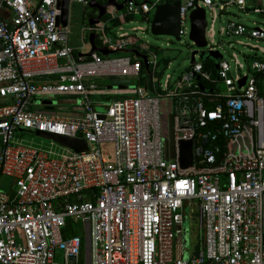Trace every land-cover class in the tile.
<instances>
[{
    "label": "built area",
    "instance_id": "built-area-1",
    "mask_svg": "<svg viewBox=\"0 0 264 264\" xmlns=\"http://www.w3.org/2000/svg\"><path fill=\"white\" fill-rule=\"evenodd\" d=\"M58 1L0 0V175L13 179L0 189V264H264V58L255 55L241 73L233 54L232 75L215 39L264 40V29L229 18L214 28L225 8L247 13V0H180V37L190 34L192 10L209 14L205 46L182 76L163 81L161 60L135 34L145 29L122 24L152 21L158 5L175 0L122 1L86 22L80 47L70 43L69 23H57ZM253 11L264 15V0ZM90 34L108 54H87ZM201 51L221 57L215 64ZM107 79L135 81L134 96L97 109L94 97L109 91L98 82ZM49 93L78 100L57 111L39 102ZM17 130L81 138L87 149L51 156L15 141ZM180 140H191L187 168ZM185 217L196 255H184Z\"/></svg>",
    "mask_w": 264,
    "mask_h": 264
},
{
    "label": "rangeland",
    "instance_id": "rangeland-1",
    "mask_svg": "<svg viewBox=\"0 0 264 264\" xmlns=\"http://www.w3.org/2000/svg\"><path fill=\"white\" fill-rule=\"evenodd\" d=\"M121 3L123 0H116ZM257 7V2H247V10L245 11L236 8L235 6L225 8V11L220 13V18L215 24L214 28L216 32L219 29L220 25H226L227 19H233L238 22H242L251 28H263L264 29V15L254 12V8ZM115 10V7L108 6L107 12L112 13ZM91 8L85 7L82 4L77 2H73L70 4L69 15H68V23L70 29V43L75 47H80L82 42H87L86 35L87 33H83V37L81 36V29L85 26L87 22L89 14H91ZM152 16V13L150 14ZM207 19H210L209 14L206 15ZM150 21H146L141 17H137L132 19L131 21L123 22L122 26L126 30H131L134 27H142L144 31H136L135 34L142 40V44L145 45V53L149 56L155 54L158 59L161 60V68L162 75L161 80L163 81L166 74L172 76V79L179 78L182 74L190 67L191 56L194 51L202 49L198 47L195 42L189 38L188 35H182L180 39H176L173 35L169 34H161V35H153L150 31ZM189 25V24H188ZM217 47L220 50L223 58L229 62L231 66L232 75H234V58L233 54H236L237 58L241 63H243L244 68L241 69L242 72H246L247 66H249L250 61L256 55L259 58H264V53H262L258 48H253L252 45H256L264 48V40H255L254 38H249L246 36H223L220 39L223 41L219 43L218 35L216 36ZM87 44L85 46V50L87 49ZM199 58V56H198ZM197 58V59H198ZM163 59L168 60V65L165 66L163 63ZM108 83V79L105 84ZM134 83V82H132ZM135 84V83H134ZM109 87V84L107 85ZM118 97H131L129 95H120ZM98 98L100 96H95V103L98 102ZM77 97H73L70 95H60V94H43L39 99V102L44 107L53 108L54 110L65 109L69 102H73L76 104ZM108 102H105V105ZM104 106L97 105V109H103ZM14 140L31 147H35L37 149L54 153L51 156H59L61 154L68 153V150L65 146L60 145L56 141L38 136L35 132L30 131H20L14 133ZM13 183V179L7 175H0V189L2 190H10L11 185ZM183 230L187 233V243L185 246L184 255H196L198 245L196 243V239L191 238L190 236V227L188 218L185 217L183 222ZM83 246H82V254L81 258L87 257L88 249H89V239L87 236L82 234Z\"/></svg>",
    "mask_w": 264,
    "mask_h": 264
},
{
    "label": "water",
    "instance_id": "water-1",
    "mask_svg": "<svg viewBox=\"0 0 264 264\" xmlns=\"http://www.w3.org/2000/svg\"><path fill=\"white\" fill-rule=\"evenodd\" d=\"M128 0H123V2ZM122 3H117L115 0H107L106 3L99 4L95 0H92L89 4V8L95 9L97 11V16L94 18H88L87 22L89 24L98 23L100 17L106 13V8L108 6H114L116 9L120 10L123 6ZM58 7L60 9V15L58 16L57 23H61L63 26L67 25L68 15H69V7L68 0H59ZM179 13H180V0H175L173 3H164L160 4L156 7L154 12L151 24L150 31L153 35H161V34H169L173 35L177 40L180 39L179 36ZM190 24L191 30L189 34V38H191L198 47L205 46V27H206V16L205 10L203 8H195L190 13ZM96 34L89 35V42L91 44V50L87 53L91 55L92 53L98 51L103 55L109 53V51L104 47H97L94 43V39L96 38ZM136 55H140L135 49H131ZM201 57L203 59L211 58L215 64H217L221 55L218 51H201ZM144 59V63L146 64L145 56H142ZM193 61V57L191 58ZM38 80H52L56 79L53 77H44L37 78ZM246 77L244 76L239 81V86H242L245 82ZM129 79H115L109 80L108 83L113 86H118L120 88L125 87H134V85L129 84ZM38 136L46 137L52 139L59 143L62 146L73 149L76 152L85 151L87 149L86 141L81 138H73L43 131H36ZM192 160V148H191V140H180L179 141V163L182 168H187L190 166ZM185 236V235H184ZM70 259L74 260V257Z\"/></svg>",
    "mask_w": 264,
    "mask_h": 264
},
{
    "label": "crops",
    "instance_id": "crops-1",
    "mask_svg": "<svg viewBox=\"0 0 264 264\" xmlns=\"http://www.w3.org/2000/svg\"><path fill=\"white\" fill-rule=\"evenodd\" d=\"M247 2H250V3H253V2H259V0H247ZM109 80H115V79H108ZM107 80H99L98 84L99 86L103 89H107L109 91H105L104 93L102 94H97L96 96H100L101 98H98V102L95 103V97H94V105L97 106H105V102L107 101L108 103L110 102V99L112 96H120V95H129V96H134V92L131 91V89L133 87H125V88H120L118 86H113V85H110L109 83L105 84ZM135 81L131 80L129 81V84L130 85H133L134 83H132ZM109 84V87L107 86ZM118 89L120 90V93H115L114 91L118 92ZM107 105V104H106ZM67 113H78V109L77 108H73V110L70 111H67Z\"/></svg>",
    "mask_w": 264,
    "mask_h": 264
},
{
    "label": "trees",
    "instance_id": "trees-1",
    "mask_svg": "<svg viewBox=\"0 0 264 264\" xmlns=\"http://www.w3.org/2000/svg\"><path fill=\"white\" fill-rule=\"evenodd\" d=\"M90 12H93V9H91V11ZM108 12H107V8H106V14H107ZM119 21L118 20H115L113 23L114 24H117ZM86 24V23H85ZM21 130H17L16 132H20ZM85 198H87V197H85ZM72 231V233H77L78 232V230H71Z\"/></svg>",
    "mask_w": 264,
    "mask_h": 264
},
{
    "label": "flooded vegetation",
    "instance_id": "flooded-vegetation-1",
    "mask_svg": "<svg viewBox=\"0 0 264 264\" xmlns=\"http://www.w3.org/2000/svg\"><path fill=\"white\" fill-rule=\"evenodd\" d=\"M93 12H96V10H95V9H93Z\"/></svg>",
    "mask_w": 264,
    "mask_h": 264
}]
</instances>
